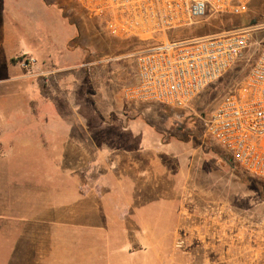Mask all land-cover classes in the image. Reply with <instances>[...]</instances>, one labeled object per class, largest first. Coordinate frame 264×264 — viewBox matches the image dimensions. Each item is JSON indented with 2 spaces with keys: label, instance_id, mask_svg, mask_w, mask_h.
Segmentation results:
<instances>
[{
  "label": "rangeland",
  "instance_id": "rangeland-1",
  "mask_svg": "<svg viewBox=\"0 0 264 264\" xmlns=\"http://www.w3.org/2000/svg\"><path fill=\"white\" fill-rule=\"evenodd\" d=\"M15 1V8L13 0L0 1L13 31L24 29L35 40L41 35L50 39L52 27L46 24L54 21L59 28L72 27L74 31L64 34L67 40L58 36L50 43L32 45L39 54L53 50L58 59H40L36 50L26 45L24 52L7 62L0 61V140L4 135L2 126L40 123L43 111L57 107L61 113H68L66 119L70 122L98 125L89 133L96 143L112 145L129 138L138 140L139 145L146 143L148 147L139 148V159L146 162L147 175L163 195L130 197L121 211L129 216L138 208L146 215L141 221L147 217L153 220L157 201L163 198L179 205L180 210H175L171 227L167 223L165 228H121L122 251L131 254L128 261L264 264V181L231 166L224 151L208 137L204 125L218 100L236 87L252 63L264 32L254 35V43L244 56L204 88L188 107L177 108L128 101L122 93L123 87L135 79L136 54L161 40L162 35L143 40L112 34L102 19L75 0ZM259 23H264V0H252L241 15H222L213 21L208 18L168 37L183 39ZM23 56H31L35 62L24 67ZM56 64L61 70L60 76L55 75L61 87L53 92L54 73L50 70ZM127 123L128 131L120 130ZM23 136L13 134L17 141L25 140ZM146 183L151 185L148 180ZM143 184L139 180V185ZM130 204L134 206L130 208ZM5 247L0 252L8 255L10 250Z\"/></svg>",
  "mask_w": 264,
  "mask_h": 264
},
{
  "label": "crops",
  "instance_id": "crops-1",
  "mask_svg": "<svg viewBox=\"0 0 264 264\" xmlns=\"http://www.w3.org/2000/svg\"><path fill=\"white\" fill-rule=\"evenodd\" d=\"M46 25L52 27V40L58 36L67 40L64 34L74 31L72 27L59 28L57 21ZM11 28L0 3V61L24 52L26 45L35 49L40 59L55 58L53 50L39 54L33 48L50 43L46 35L35 40L24 29ZM57 67L50 70L54 73L53 92L61 87L55 76H60ZM59 111L57 107L43 111L37 124L2 126L0 249L6 245L10 252H0V264H132L128 261L131 254L122 251L121 228H165L167 223L171 227L179 205L163 198L157 201L153 220L147 217L141 221L145 214L138 208L124 216L121 209L130 197L163 195L147 175L146 162L139 159V148L148 144L139 145L135 138L112 145L96 143L89 133L98 125L70 122L68 113ZM128 126L120 130L128 131ZM14 133L24 134L25 140H14Z\"/></svg>",
  "mask_w": 264,
  "mask_h": 264
},
{
  "label": "built area",
  "instance_id": "built-area-1",
  "mask_svg": "<svg viewBox=\"0 0 264 264\" xmlns=\"http://www.w3.org/2000/svg\"><path fill=\"white\" fill-rule=\"evenodd\" d=\"M75 1L102 19L112 34L143 40L163 36L135 56V81L122 91L132 102L188 107L244 56L254 35L264 32V23H259L183 39L168 37L215 14H242L252 0ZM34 62L31 56L21 58L24 67ZM204 125L236 165L264 181V39L248 71L218 100Z\"/></svg>",
  "mask_w": 264,
  "mask_h": 264
},
{
  "label": "trees",
  "instance_id": "trees-1",
  "mask_svg": "<svg viewBox=\"0 0 264 264\" xmlns=\"http://www.w3.org/2000/svg\"><path fill=\"white\" fill-rule=\"evenodd\" d=\"M222 15L232 16V15H234V14H230V13H219V14H215L214 16H212V17H210V18H211V20L213 21V20L217 19L219 16H222ZM238 15H241V14H238ZM202 21H203V20H201V21H199V22H202ZM199 22H198V23H199ZM196 24H197V23H195V24H193V25H191V26H189V27H186V28H194V27H196ZM205 25H206V23H205V24L202 23V26H205ZM178 30H179V29H178ZM178 30L171 31V32L168 33V35H170V33H172V32H176V31H178ZM203 35H204V34H203ZM196 36H200V35H196ZM169 38H170V39H173V38L170 37V36H169ZM236 63H237V62H236ZM236 63H235V64H236ZM235 64H234V65H235ZM234 65H233V66H234ZM233 66H232V67H233ZM250 66H251V64H250ZM250 66L248 67V69L250 68ZM232 67H231V68H232ZM231 68H230V69H231ZM230 69H229V70H230ZM248 69L244 72V74L248 71ZM229 70H228V71H229ZM244 74H243V75H244ZM243 75H242V76H243ZM242 76H241V78H242ZM241 78H240V79H241ZM134 81H135V79H134L132 82H130V83H133ZM208 137H210V136L208 135ZM210 139L212 140V138H210ZM212 141H214V140H212ZM214 142H215V141H214ZM215 143H216V142H215ZM216 144H217V143H216ZM217 145H218V146L224 151V154L226 155V157H227V161L230 163V165H231V166L239 167V166H237V165L231 160V157L229 156V154H228V153H227V152H226V151H225V150H224L219 144H217Z\"/></svg>",
  "mask_w": 264,
  "mask_h": 264
}]
</instances>
